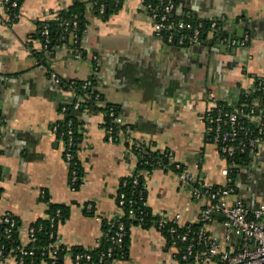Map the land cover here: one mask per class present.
I'll use <instances>...</instances> for the list:
<instances>
[{
    "label": "crops",
    "instance_id": "0c3cea01",
    "mask_svg": "<svg viewBox=\"0 0 264 264\" xmlns=\"http://www.w3.org/2000/svg\"><path fill=\"white\" fill-rule=\"evenodd\" d=\"M73 1L25 0L21 18L4 25L5 0H0V225L5 213L13 214L26 241L30 225L48 217L46 193L52 202L71 209L69 219L59 226L64 242L88 249L99 245L105 222L121 213L117 203L121 181L138 165L132 145L173 150L175 160L205 184L226 183L222 174L226 161L219 146L209 140L202 115L216 104L235 105L255 78H264V0H175L176 16L190 14L220 23L202 45L189 47L164 44L142 0H126L109 20L90 13L80 49L57 48L50 70H41L34 56L42 49L34 37L36 21L53 17ZM229 32L234 36L231 51ZM245 36L250 41L241 45ZM52 73L62 80L95 76L105 101L119 106L130 127L127 135L108 142L103 112L82 113L84 137L78 154L85 176L77 191L70 187L64 143L53 131L62 105L74 100V94L58 85ZM146 182L154 215L179 214L181 224L198 221L202 203L175 171L156 168L146 173ZM236 196L249 198L250 206L264 196V142L239 170ZM207 229L225 249L238 243L219 221ZM0 264L17 263L9 257ZM64 264L73 262L67 257ZM108 264L180 263L175 248L156 227L133 226L129 257ZM193 264L219 263L206 259Z\"/></svg>",
    "mask_w": 264,
    "mask_h": 264
},
{
    "label": "built area",
    "instance_id": "2783aa9c",
    "mask_svg": "<svg viewBox=\"0 0 264 264\" xmlns=\"http://www.w3.org/2000/svg\"><path fill=\"white\" fill-rule=\"evenodd\" d=\"M142 3L152 21L155 34L161 38L164 44L177 47L202 45L203 33L206 30L208 33L218 29L219 23L216 20L206 22L205 20L192 18L193 16L190 14L185 17L176 16L175 0H156L155 3L142 0ZM12 9H15V12ZM104 10L105 5L102 4L100 13H104ZM20 18L21 6L19 5V0H5L1 22L4 25H9ZM69 29L71 28L68 23L66 31H69ZM72 30H78L77 22L73 24ZM72 34L75 37V33ZM44 35L46 36V41H48L49 30L47 25H45ZM249 41L250 38L245 36L240 40V44L247 45ZM44 48L45 44L42 42V49ZM37 67L41 70L47 69V66L40 61H37ZM96 70L97 67L95 66ZM52 75L56 83L63 87L62 79L54 73ZM84 87H86V84ZM67 89L76 95L74 82H71ZM247 92L249 93V91ZM86 97L82 96L75 101L73 104L74 109H79L82 103L85 102ZM96 98L99 99V95ZM98 104L105 106L100 100ZM65 111L66 107L63 106L62 114ZM257 111H255V108L249 111L238 108L227 110L225 106L216 104L208 108L202 115L205 122L209 120L211 123L207 126L209 140L219 146L226 161V166L222 170V174L226 178L224 185L205 184L185 169L180 162L175 160L173 150L163 151L170 163L174 164L175 169H169L168 166L161 169L175 171L179 181L186 185L193 197L202 203L197 221L200 226L197 230L193 231L191 223L181 224L179 222V214L175 215L174 218L162 215L159 217L156 226L162 233V229L170 224L167 230L171 237V246L175 248V257L179 255V258L184 262H189L194 257L196 262L213 259L218 261L219 264H264V196L257 205L250 206L236 196V187L233 185L234 181L236 183V179L232 176V169L236 167L235 158L237 155H255L259 151L261 143L264 142V125L258 119ZM103 114L106 116V112H103ZM108 116L112 124L106 126L105 120L106 139L108 142H115L117 127L125 125V122L122 116L116 115L113 108L110 109ZM252 119L256 122V126L251 123ZM58 130V125L55 124L53 131L57 136ZM58 137L64 143V158L70 166V187L73 191H77L76 184L79 180L84 181L85 172L81 176L78 173L79 160L75 159L73 130L70 128L68 132H62ZM135 146L140 148L142 144L137 143ZM140 176L141 173L135 169L129 176L131 183L128 178L121 181L122 187H126L130 183L131 189L129 192L119 191L117 203L121 213L108 220L110 226L103 232L101 240L110 241L112 243L111 246L95 256L88 249L73 254L71 249L74 246L67 245L59 232H52L51 238L54 239L48 247L52 264H57L58 252L63 248L66 251V258L70 257L73 264H107L108 260L113 258L114 249L123 247L127 233L126 225L122 220L124 210H127L130 218L137 219V224L134 226L142 227L145 222V208L149 207L147 197L144 195V192H147V182L145 177L144 183L142 182V188L139 190ZM87 208L92 210L91 205H88ZM217 215L223 217L224 221L220 222L216 218ZM50 220L52 226H55V218L51 217ZM214 221L222 223L226 227L229 236L237 238L238 243L231 249L223 248L219 238L209 233L207 226ZM18 223V219L13 214L5 213L3 215L2 224L5 226L6 236L11 237L14 231L19 230ZM35 231L34 227H29L27 240L13 248L8 256L5 255V247H0V262L10 257L17 264H27L25 258L35 254V247L30 246L34 241ZM180 244L182 245L181 247ZM99 245L96 247H99ZM198 245H204L206 250L202 253H195ZM30 264H33V262Z\"/></svg>",
    "mask_w": 264,
    "mask_h": 264
},
{
    "label": "trees",
    "instance_id": "16d2710c",
    "mask_svg": "<svg viewBox=\"0 0 264 264\" xmlns=\"http://www.w3.org/2000/svg\"><path fill=\"white\" fill-rule=\"evenodd\" d=\"M25 0H19V5L22 6ZM126 0H74L72 4H70L68 7L59 9L52 13L53 17L42 20L36 21L37 24V32L35 33L34 37L39 39L41 42L45 44V48L41 50H35L34 56L37 61H40L42 64L47 66L50 70V64L52 62V59L56 55V49L60 47H67L72 48L75 50H79L83 37L85 36L87 32V28L89 25V16L90 13L94 16H100L104 20H109V18L117 13L124 5ZM149 2L155 3L156 0H148ZM105 5L104 13H100L101 5ZM7 9V7L5 6ZM15 12V9L13 10ZM194 19H197L195 17H192ZM15 23L18 20H14ZM77 22L78 30H72L73 24ZM208 22V21H206ZM70 24L69 31H66L67 24ZM219 23V22H218ZM12 25V24H9ZM45 25H47L49 30V39L46 41V36L44 35V29ZM220 27V23L218 25V28ZM72 33H75L73 44L70 42V35ZM207 30L202 35L203 42L206 39ZM203 44V43H202ZM96 62V61H95ZM74 82V88L76 95H74V100L62 105L61 110L64 107H66V111L64 114H62V117L55 123L58 125V136L62 132H68V130L71 128L73 130V137L75 141V159L79 160V167H78V173L79 175L84 174V167L82 164V161L79 157L78 150L80 147V144L82 143L84 134V128L82 127V121L80 119V116L85 111H92V112H106L105 120H106V126L112 124L111 119L108 116L109 111L111 108L115 111L117 116H121V109L118 105L108 103L105 101L104 95L97 89V80L95 76H92L88 80H62V86L64 88H67L68 85ZM86 84V87L84 85ZM249 91V93L247 92ZM99 95V99L96 98V96ZM82 96H87L85 102L82 103L81 107L79 109H74V102L77 101ZM101 101L105 104V106H100L98 104V101ZM257 101V102H255ZM221 105L225 106L227 110H234V109H244L245 111H249L252 108H255V111L259 110L260 115H258V119L262 124L264 125V78H255L253 87L250 90H243L239 101L235 105H228L225 103H220ZM207 126H209L211 123L208 120ZM254 126H256V122L253 121ZM54 126V125H53ZM118 129L115 132V141H118L122 135H127L129 132L130 127L128 125H123L117 127ZM127 145L129 143L127 142ZM132 150L136 153L138 156V165L137 170L141 173L140 176V185L139 190L142 188V182L144 183L145 180V173H151L156 168H164L168 166L169 169H175L174 164L170 163V160H168L165 157V153L160 150H155L151 146L146 145L145 143H142V146L138 148L135 145L131 146ZM250 160V156L248 154H239L235 158L236 167L232 169V176L237 179L239 170L243 165H246L248 161ZM81 161V162H80ZM128 179L130 177H127ZM126 178V179H127ZM124 180V179H123ZM129 182L131 183V179H129ZM129 183V184H130ZM83 184V180H79V182L76 184V190H79L80 187ZM128 184L126 187H122L120 185L119 191H125L129 192L131 189V186ZM233 185L236 187L235 181L233 182ZM138 188V187H137ZM1 193V188H0ZM119 194V192H118ZM145 197H147V192H144ZM119 196H117L118 199ZM43 200L47 202L48 204V217L47 218H41L35 223H32L30 227H34L36 229L35 231V238L33 243L30 246L35 247V254L33 256H28L25 258V261L27 264H30L33 262V264H52V259L49 254V245L53 241L54 238H51L52 232L58 233L59 232V226L63 223H65L71 214V209L67 204L64 203H54L50 200V197L48 194L45 193L43 196ZM87 211V210H86ZM91 214V213H88ZM51 217L55 218V226H52L51 223ZM145 222L142 226V228H150V227H156L159 216H156L153 214L150 207L145 208ZM216 218L222 222L224 221V218L220 215H217ZM122 220L124 221L127 233L124 239L123 247L121 249L115 248L114 249V255L111 260H108L107 264L111 262L112 260L116 258H123L127 259L129 257V249H130V233L131 228L137 224V219H132L129 217V214L127 210H124V214L122 215ZM19 222V221H18ZM19 224V230L14 231L11 237L6 236L5 234V226L4 224L0 225V247L4 246V252L5 255L8 256L13 248H16L20 244H22L23 241L21 239L20 235V223ZM168 224L167 226L162 229V234L167 239L168 246H171V237L168 234ZM108 222H105L104 224V231L109 228ZM200 224L198 222L191 223V228L193 231L197 230L199 228ZM111 242L103 239L100 241L99 247L96 248H88V251L91 252L94 256L98 255L100 252L107 250L111 246ZM182 245L180 244V247ZM72 250V253L75 254L77 252L86 251V248L82 246H74ZM206 250V247L204 245H198L195 253H202ZM65 249H61L58 252L57 256V264H64L66 260L65 256ZM176 258L179 260L180 264H193L196 262L195 258L193 257L189 262H184L179 258V255H176Z\"/></svg>",
    "mask_w": 264,
    "mask_h": 264
},
{
    "label": "water",
    "instance_id": "95a60500",
    "mask_svg": "<svg viewBox=\"0 0 264 264\" xmlns=\"http://www.w3.org/2000/svg\"><path fill=\"white\" fill-rule=\"evenodd\" d=\"M220 31H221V29H220ZM73 41H74V35L73 34H71L70 35V42H71V44H73ZM233 41H234V36H233V32H229V34H228V43H229V51H231V46H232V43H233ZM239 43H240V41H239ZM243 201H245V202H247L248 200H249V198H246V197H244V198H241ZM252 200V198L250 199V201ZM253 201V200H252ZM251 201V202H252Z\"/></svg>",
    "mask_w": 264,
    "mask_h": 264
}]
</instances>
